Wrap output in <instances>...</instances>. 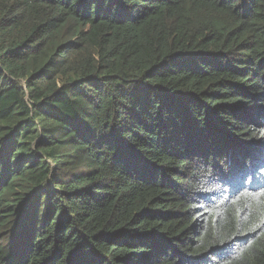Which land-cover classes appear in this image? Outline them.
<instances>
[{
	"label": "trees",
	"instance_id": "obj_1",
	"mask_svg": "<svg viewBox=\"0 0 264 264\" xmlns=\"http://www.w3.org/2000/svg\"><path fill=\"white\" fill-rule=\"evenodd\" d=\"M0 264H264V0H0Z\"/></svg>",
	"mask_w": 264,
	"mask_h": 264
}]
</instances>
